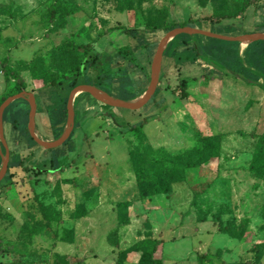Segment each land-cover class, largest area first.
Masks as SVG:
<instances>
[{
    "label": "rangeland",
    "instance_id": "rangeland-1",
    "mask_svg": "<svg viewBox=\"0 0 264 264\" xmlns=\"http://www.w3.org/2000/svg\"><path fill=\"white\" fill-rule=\"evenodd\" d=\"M247 1L0 0V62L8 57L34 94L38 137L56 141L75 87L122 101L148 88L166 26L264 32V0L238 15ZM119 26L133 31L107 32ZM165 51L144 107L81 93L74 131L55 149L31 138L27 100L6 108L0 264H117L123 251L124 264H137L156 239L163 264H264V172L252 167L264 134V41L179 35ZM17 94L0 66V107ZM4 156L0 143V171Z\"/></svg>",
    "mask_w": 264,
    "mask_h": 264
},
{
    "label": "water",
    "instance_id": "water-1",
    "mask_svg": "<svg viewBox=\"0 0 264 264\" xmlns=\"http://www.w3.org/2000/svg\"><path fill=\"white\" fill-rule=\"evenodd\" d=\"M179 35H202L209 38H214L218 40H223L227 42H238L240 44L249 45L254 42L264 41V32L242 35L237 37H230V36H221L217 34H213L210 32H206L203 30L191 28V27H180L175 28L169 31L166 36L161 40L158 45L157 51L153 57L152 64H151V74H150V83L145 91V93L137 100L129 102V101H122L119 99H115L110 96L108 93L100 90L98 87L94 85H80L75 87L71 92L70 96L67 100V113H68V120H67V127L62 134V136L57 139L56 141H44L40 137H38L36 132V124H35V116L37 111V103L34 94L29 92H21L17 95H14L2 104L0 107V143L5 148V156L4 161L2 163V169L0 171V182L4 179L10 161V152L7 145V141L5 138L4 133V112L6 108L11 105L14 101L18 99H25L28 101L30 106V114H29V124L28 130L30 133L31 138L34 140L36 144H38L41 148L45 150H52L57 147L62 146L71 136L72 132L74 131L75 127V109H74V101L77 95L81 93H86L94 98L97 102L104 104L106 106L115 108V109H125L136 111L144 107L154 96L160 80V74L162 71V58L164 51L166 50L168 44L177 36ZM83 70V68H82Z\"/></svg>",
    "mask_w": 264,
    "mask_h": 264
},
{
    "label": "trees",
    "instance_id": "trees-1",
    "mask_svg": "<svg viewBox=\"0 0 264 264\" xmlns=\"http://www.w3.org/2000/svg\"><path fill=\"white\" fill-rule=\"evenodd\" d=\"M257 4H258V2L256 0H248L247 2H245L243 4V7L240 9L239 12H237V14L240 15L250 5H257ZM187 26H188V22L183 23V24H173V25L166 26L164 28V31L169 32L171 29L180 28V27H187ZM114 29H121L125 33H130L131 31H133V30L127 29L123 26H119L116 28H110L109 30H107V32L113 31ZM177 37H175L168 44L166 50L177 39ZM129 51L130 50L128 49V47H122L119 49V52L125 56H128ZM165 52L166 51H164L163 58H162V67L165 65V61H166L165 60ZM8 60H9V58L6 57L2 62H0L1 72L4 74L6 79L14 81L15 89L17 90L18 93L25 92L27 89L25 80L15 69H13L9 65ZM86 64H87V62H86V60H84L82 66H80V71H84V67ZM82 68H83V70H82ZM77 85H75V86H77ZM186 86H187V81L181 80L180 84H179V88L182 90V96L183 97H186V95H187ZM252 167L254 170L264 172V134H263V138H260L258 141L257 149H256V152L254 154V161L252 162ZM135 171L137 173V176H141L140 175L141 170L138 168L137 165L135 166ZM8 176H10V175L7 174L6 177H8ZM224 230H226V228ZM163 242H164L163 239H156L153 241H149L147 246H146V249H144L143 253L141 254L137 264H163L162 260H159L155 257L156 252L158 251L159 247L161 246V244ZM126 256H127V253L125 251L121 252L119 255V259L117 261V264H124V261L126 260Z\"/></svg>",
    "mask_w": 264,
    "mask_h": 264
},
{
    "label": "crops",
    "instance_id": "crops-1",
    "mask_svg": "<svg viewBox=\"0 0 264 264\" xmlns=\"http://www.w3.org/2000/svg\"><path fill=\"white\" fill-rule=\"evenodd\" d=\"M261 31H264V29L261 30ZM94 86H95V85H94ZM96 87H97V86H96ZM146 90H147V89H146ZM146 90H144V92L140 93V94H139L138 96H136V97L129 98L127 101L132 102V101L137 100V98L140 97V96H142V95L145 93ZM138 99H139V98H138Z\"/></svg>",
    "mask_w": 264,
    "mask_h": 264
},
{
    "label": "bare ground",
    "instance_id": "bare-ground-1",
    "mask_svg": "<svg viewBox=\"0 0 264 264\" xmlns=\"http://www.w3.org/2000/svg\"><path fill=\"white\" fill-rule=\"evenodd\" d=\"M247 45L246 44H241V47L242 48H245Z\"/></svg>",
    "mask_w": 264,
    "mask_h": 264
}]
</instances>
